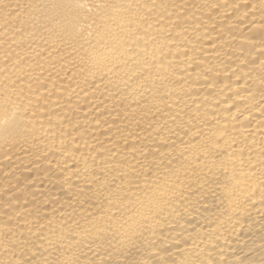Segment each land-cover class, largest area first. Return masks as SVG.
<instances>
[{
	"label": "bare ground",
	"instance_id": "6f19581e",
	"mask_svg": "<svg viewBox=\"0 0 264 264\" xmlns=\"http://www.w3.org/2000/svg\"><path fill=\"white\" fill-rule=\"evenodd\" d=\"M0 264H264V0H0Z\"/></svg>",
	"mask_w": 264,
	"mask_h": 264
}]
</instances>
